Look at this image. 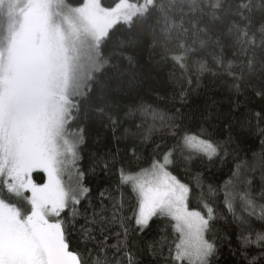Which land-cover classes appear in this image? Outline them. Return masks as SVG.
<instances>
[{"label": "snow or ice", "instance_id": "obj_1", "mask_svg": "<svg viewBox=\"0 0 264 264\" xmlns=\"http://www.w3.org/2000/svg\"><path fill=\"white\" fill-rule=\"evenodd\" d=\"M145 41L152 58L178 71L189 88L129 110L142 119L135 132L124 130L132 137L124 155L109 151L92 168L115 170L118 181L94 195L79 167L83 120L107 116L119 143L123 124L109 102L125 81H139L130 53ZM206 75L264 103V0H0V264H140L129 240L147 236L158 218L174 236L165 264H212L218 246L207 234L223 214L208 195L219 191L241 229V249H258L245 255L247 264H264V230L253 238L252 222L235 211L238 196L264 229L254 179L247 190H230L242 165L221 188L209 184L207 195L201 173L193 177L195 188L174 174L180 168L190 174L196 161L207 168L225 163L236 151L232 145L242 142L237 130L251 132L253 119L264 144V106L253 112L239 96L227 113L215 110V100L207 104L199 112L203 123L192 129L196 115L184 109L191 85L199 87ZM141 146L150 149L151 163L133 169L132 159L143 158ZM261 168L258 197L264 200V163ZM36 173L43 183L35 182ZM194 195L196 208L190 207ZM147 248L158 251L155 242Z\"/></svg>", "mask_w": 264, "mask_h": 264}, {"label": "trees", "instance_id": "obj_2", "mask_svg": "<svg viewBox=\"0 0 264 264\" xmlns=\"http://www.w3.org/2000/svg\"><path fill=\"white\" fill-rule=\"evenodd\" d=\"M105 5H111L114 0H103ZM134 59L138 63L134 66V71L140 77L135 86H130L127 81L122 84V90H116L113 95V99L109 102V107L112 109L111 115L119 117L120 122L123 124L117 133V139L113 137L112 124L108 120L107 116L101 118L100 116L93 114L90 118L83 120L85 127V143L81 146V157L79 161V167L85 171V183L87 186L93 189L95 195L98 189L107 188L109 185L118 181V175L113 170L112 174H107L101 170V167H97L95 173H93V162L95 158L104 157L109 151L116 152L119 148L121 155H124V146L132 142V137H125L124 130L127 128L132 132L136 131L135 125L141 122L139 113L129 116L130 109L138 107L142 103H149L151 100L156 99L158 96L170 97L174 92L178 93L181 86L185 89L189 88L186 78L181 81L180 73L176 71L173 73L172 67L158 64L157 60L152 58V54L149 47V42H143V47L140 49H134ZM127 65V61H125ZM192 79L196 80V75L193 73ZM115 84L113 88H115ZM237 96L239 101L247 109L248 105H253L252 111H258L264 103L258 99H253L244 94H238L234 91H230L229 85L221 80H214L210 75L202 77L199 82V87L195 83L191 85V91L188 97L187 106L185 107V113L195 114L196 120L189 122L194 131H198L197 124L203 123L199 116V112L203 111L207 104H211L213 100L216 101L215 110L227 113L229 108L237 102ZM135 121V123H133ZM213 125L220 127L223 121L213 120ZM253 129L251 132L247 128L241 132L237 130L242 141L239 144L234 143L232 148L236 151L228 157L227 161L223 164L220 161H216L215 165L211 168L202 167L199 161L194 162L190 167V174H186L183 168L175 169L174 174L184 183H189L195 188L193 177L197 173H201V179L204 185V192L208 194V185L211 184L214 188H221L226 181L232 178V172L237 163L242 165L239 178H233V184L230 190H235L237 193L243 190H247V181L253 180L255 182L257 194V211L259 206L264 204V200L259 199V184L261 175V164L264 163V144L261 143V139L257 138L255 119L252 120ZM208 127V125H205ZM210 132H214L212 127H209ZM223 135L227 136V131L220 128ZM216 136L220 135V132H215ZM231 151V149H230ZM141 153L143 158L139 161L132 159V168L136 169V165L139 164L142 167H147L151 163V151L150 149L145 153L143 146H141ZM125 166L128 165V160L124 161ZM119 167V165H117ZM37 183L42 182V174H34ZM198 190L196 195H198ZM194 195L191 199L190 207L196 208L198 206V200ZM127 200V195H126ZM209 201L217 210V214H223L222 218L214 222L213 230L207 234L208 239H215L218 252L213 257L212 264H247L245 255H255L258 253V249L253 245L247 251L241 249L240 243L237 239V235L241 231L238 227V223L234 220L233 216L228 213L224 208V194L223 191L217 192L215 195H208ZM87 205V201H84L81 207ZM235 211L237 215L243 214L249 221L252 222L254 229L252 235L255 238V232L264 230L262 229L261 222L254 217H248L247 212L244 211L243 205L237 196L235 201ZM247 234V233H246ZM231 237L229 242L228 237ZM174 239L171 227L167 220L156 219L152 225L150 232L147 236L133 234L129 240V244L132 246L131 250L136 260L140 261V264H165L164 256L167 255L168 245ZM75 239L73 243L75 244ZM114 242V241H113ZM156 243L157 253L153 255L147 248L148 243ZM161 244H163L161 254Z\"/></svg>", "mask_w": 264, "mask_h": 264}, {"label": "rangeland", "instance_id": "obj_3", "mask_svg": "<svg viewBox=\"0 0 264 264\" xmlns=\"http://www.w3.org/2000/svg\"><path fill=\"white\" fill-rule=\"evenodd\" d=\"M42 174V173H41ZM42 177H43V174H42ZM34 179H35V177H34ZM43 179V178H42ZM65 181L67 182L68 181V177L66 176L65 177ZM35 182H37L36 180H35ZM44 182V180H42V182L41 183H43Z\"/></svg>", "mask_w": 264, "mask_h": 264}]
</instances>
